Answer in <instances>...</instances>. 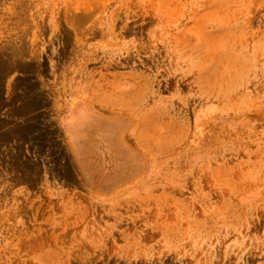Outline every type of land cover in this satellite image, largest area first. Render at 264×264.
Instances as JSON below:
<instances>
[{"label": "rangeland", "instance_id": "rangeland-1", "mask_svg": "<svg viewBox=\"0 0 264 264\" xmlns=\"http://www.w3.org/2000/svg\"><path fill=\"white\" fill-rule=\"evenodd\" d=\"M0 264H264V0H0Z\"/></svg>", "mask_w": 264, "mask_h": 264}]
</instances>
